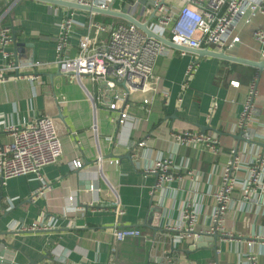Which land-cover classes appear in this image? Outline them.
I'll list each match as a JSON object with an SVG mask.
<instances>
[{
  "label": "crops",
  "instance_id": "crops-1",
  "mask_svg": "<svg viewBox=\"0 0 264 264\" xmlns=\"http://www.w3.org/2000/svg\"><path fill=\"white\" fill-rule=\"evenodd\" d=\"M149 3L150 0H116L113 9L148 22L151 6L147 11L144 5L149 7ZM67 9L36 0H16L3 12L7 11L0 28L13 25L17 42L27 44L18 52L20 66L35 60H56L55 45ZM89 14L76 9L78 23L70 34V54L78 51ZM92 14L95 21H100L95 18L97 14ZM6 16L7 22L3 20ZM113 19L107 23L127 22ZM255 25L264 26V16L242 27V43L225 53L264 60L261 45L253 38ZM15 46L12 41L0 43V67L6 63L2 49L14 53ZM190 64L196 66V71L188 79ZM238 65L243 64L170 48L167 55L157 58L155 79L148 82L146 89H128L121 82L108 90L89 79L84 80L83 87L54 66L38 72L37 78L14 74L0 81V122L27 125L46 115L47 88L58 100L64 118L54 116L62 156L58 162L43 167L42 177L16 176L3 185L0 172V232H11L0 238L12 248L11 264H240L247 254L256 255L259 264H264V241L249 243L251 238L264 235V216L245 211L240 202L226 215L225 227L234 239L213 235L204 240L206 245L191 249L189 242L174 243V232L167 230L180 222L182 210L193 201L199 205L198 229H206L215 205L213 194L219 188L222 166L231 147L248 142L250 158L264 150V143L252 139L264 122V94L259 90V123H254L247 133L237 125L249 83L257 74L250 77ZM258 73L264 76V70ZM232 81H238L240 87L231 85ZM89 93L94 95V101ZM110 101L116 102L115 109L109 107ZM215 102L217 107L212 112ZM120 111L130 115L125 129L119 124ZM186 130L218 138L220 152L215 155L198 146L175 145L172 134ZM0 138L10 140L3 133ZM143 139L148 143L140 146ZM100 156L102 172L117 190L123 211L120 215L115 212V193L97 171ZM160 157L174 161L177 177L152 196L158 176L147 169ZM75 159H81L83 168L72 166ZM188 171L194 173L189 175ZM44 184L47 186L42 187ZM48 223L52 228L46 230L17 229ZM116 223L140 228L143 235L120 242L113 250Z\"/></svg>",
  "mask_w": 264,
  "mask_h": 264
},
{
  "label": "built area",
  "instance_id": "built-area-1",
  "mask_svg": "<svg viewBox=\"0 0 264 264\" xmlns=\"http://www.w3.org/2000/svg\"><path fill=\"white\" fill-rule=\"evenodd\" d=\"M81 4L95 6L101 9H113L116 0H73ZM16 2V0L14 1ZM14 5V3L12 4ZM10 5L9 7H11ZM151 6V10H149ZM148 26L158 35L169 39L175 44L190 49H207L215 52L233 50L242 43L240 29L255 23L259 16H264V0H150ZM9 11V9H8ZM66 17L62 20V32L56 45V60L44 62L35 60L24 66L14 62V53L2 49L6 63L0 67V81H5L14 74H27L37 78L38 72L51 66L59 67L60 71L85 87L84 80L89 79L95 86H106L113 90L123 80L127 88L146 89L148 82L155 79L154 67L161 55H167L170 48L154 37H149L136 25L129 22L116 21L113 23L95 21L90 13L89 21L84 23L85 33L78 42V51L70 54V34L76 20V9H67ZM0 15V22L3 16ZM12 28L3 25L0 28V43L11 41ZM254 40L261 45L260 55L264 59V26L255 25ZM52 64V65H51ZM196 71V66L190 64L187 78L190 79ZM257 77L249 83L247 97L242 105L238 117V127L247 133L256 120L257 108ZM142 83L141 86L139 84ZM231 85L238 88L240 83L232 81ZM129 89V88H128ZM94 101V95L89 93ZM117 95H115V99ZM148 103V100L145 101ZM109 107L116 108V102L110 101ZM217 107L215 102L212 112ZM130 115L120 111L119 124L123 129L127 126ZM260 130L255 131L252 139L264 143V122ZM0 133L10 137L4 142L0 138V172L1 182H6L16 176L35 174L42 177L44 166L59 161L63 148L58 130L57 120L53 115L36 118L27 125H12L0 122ZM247 137V136H246ZM175 145H194L201 150H208L213 154L220 152V140L210 134L194 131H179L172 134ZM148 140L139 142L140 146L147 145ZM248 142L231 147L229 157L222 166L221 182L213 194L215 205L210 215V225L206 229H198L199 205L190 202L181 212L180 222L171 225L167 230L174 232V243L189 242L196 244L197 239L204 240L213 235L234 239L233 233L226 230V215L228 210L240 202L244 210L258 216H264V150L248 157ZM102 156L98 159L97 171L109 188L115 193L114 203L117 215L123 213L120 199L115 185L102 172ZM81 159H75L72 166L81 169ZM156 173L158 180L151 192L155 195L158 189L173 182L177 175L174 172V161L158 158L154 166L147 169ZM193 171L187 174L192 175ZM43 185L42 187H46ZM74 200V196H70ZM52 228L51 223L44 225L19 226L18 230L34 231ZM113 250L115 246L128 239L142 237L143 232L136 227H120L116 223L113 227ZM264 241V235L251 238L249 243ZM219 250H216V253ZM209 264H217L212 261ZM240 264H259L254 254H247Z\"/></svg>",
  "mask_w": 264,
  "mask_h": 264
},
{
  "label": "water",
  "instance_id": "water-1",
  "mask_svg": "<svg viewBox=\"0 0 264 264\" xmlns=\"http://www.w3.org/2000/svg\"><path fill=\"white\" fill-rule=\"evenodd\" d=\"M36 1H41V2H45L48 4L57 5V6H63V7L69 8V9L83 10V11H87V12L94 13V14L106 15V16H110V17H114V18H118V19H123V20H125V21H127L133 25H136L142 31H144L149 37L156 38L157 40L161 41L162 43H164L166 46H168L170 48L178 49L180 51H187V52L196 54L199 57H203V56L218 57L221 59L228 60L230 62L243 64V65L249 66V67H254L259 72H262L264 70V60L256 61V60H250V59H245V58H241V57H236L233 55L226 54L224 52H215V51H210L207 49H190V48L179 46V45L175 44L174 42L170 41L169 39L164 38V37L158 35L157 33H155L154 31H152L149 28L147 22H142L138 18L134 17L132 14L125 12V11H119L116 9H101V8H98L95 6H89V5L81 4V3H78V2L73 1V0H36ZM11 28H12L11 41L14 42L16 45L14 56L16 58L15 62L18 65L19 64L18 63V52H20V50H22L21 48L23 46H25V45L27 46V44L17 42V34H16L15 29H14V26L12 25ZM17 46L20 48L18 49ZM57 69H58V71H60L59 67ZM141 85H142V83L139 84V86H141ZM123 86L127 88L126 83H123ZM44 93L47 95V100H46V105H45L46 114L56 116L61 120L64 119L63 114H62V108H61L58 100L56 99V97L52 94L51 88L50 89L47 88L44 91ZM250 132H251L250 136H252L254 130L251 129ZM9 233H11V232H0V236L10 235ZM203 244L206 245V243L204 242V239L202 237H199L197 239L196 244L191 245L190 248L195 249V248L203 246ZM9 248L12 249L6 242H4L0 238V264H11V261H12V258L14 257V254L12 253L13 251L11 252Z\"/></svg>",
  "mask_w": 264,
  "mask_h": 264
},
{
  "label": "trees",
  "instance_id": "trees-1",
  "mask_svg": "<svg viewBox=\"0 0 264 264\" xmlns=\"http://www.w3.org/2000/svg\"><path fill=\"white\" fill-rule=\"evenodd\" d=\"M10 6V2H0V15ZM96 20H103L104 22H111L113 21V17H110V16H104V15H99L97 14L95 16ZM116 19V18H115ZM5 22L9 21V16H6L4 19H3ZM117 20V19H116ZM236 65V64H235ZM239 67H242L245 69V73L248 75V76H254L256 74V72H259L256 68L254 67H249V66H243V65H238ZM262 76V75H261ZM264 78V76H262Z\"/></svg>",
  "mask_w": 264,
  "mask_h": 264
},
{
  "label": "rangeland",
  "instance_id": "rangeland-1",
  "mask_svg": "<svg viewBox=\"0 0 264 264\" xmlns=\"http://www.w3.org/2000/svg\"><path fill=\"white\" fill-rule=\"evenodd\" d=\"M12 1V2H11ZM10 1V5H12V3L15 1V0H11ZM14 4H15V2H14ZM118 10H120V9H118ZM121 10H126L125 8L124 9H121ZM139 10V14H138V16H140V14H141V8H139L138 9ZM141 17V16H140ZM120 82H122L123 83V80L122 81H120ZM257 89L262 93V94H264V78L262 77V76H259V77H257ZM261 100V99H260Z\"/></svg>",
  "mask_w": 264,
  "mask_h": 264
}]
</instances>
